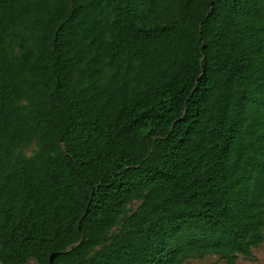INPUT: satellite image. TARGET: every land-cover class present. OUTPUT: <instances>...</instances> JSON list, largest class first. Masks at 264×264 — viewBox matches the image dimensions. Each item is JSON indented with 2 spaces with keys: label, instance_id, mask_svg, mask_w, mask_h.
I'll return each mask as SVG.
<instances>
[{
  "label": "trees",
  "instance_id": "16d2710c",
  "mask_svg": "<svg viewBox=\"0 0 264 264\" xmlns=\"http://www.w3.org/2000/svg\"><path fill=\"white\" fill-rule=\"evenodd\" d=\"M263 243L264 0H0V264Z\"/></svg>",
  "mask_w": 264,
  "mask_h": 264
},
{
  "label": "rangeland",
  "instance_id": "374dc122",
  "mask_svg": "<svg viewBox=\"0 0 264 264\" xmlns=\"http://www.w3.org/2000/svg\"><path fill=\"white\" fill-rule=\"evenodd\" d=\"M29 264H35V262L30 261ZM185 264H223V261L215 256H207L203 259L189 260ZM237 264H264V243L261 247L252 251L251 259L238 257Z\"/></svg>",
  "mask_w": 264,
  "mask_h": 264
},
{
  "label": "water",
  "instance_id": "95a60500",
  "mask_svg": "<svg viewBox=\"0 0 264 264\" xmlns=\"http://www.w3.org/2000/svg\"><path fill=\"white\" fill-rule=\"evenodd\" d=\"M56 254H52L49 258V264H53V259L55 258Z\"/></svg>",
  "mask_w": 264,
  "mask_h": 264
}]
</instances>
